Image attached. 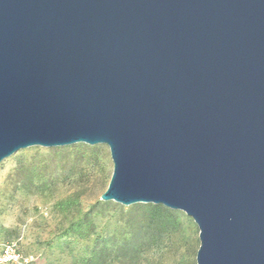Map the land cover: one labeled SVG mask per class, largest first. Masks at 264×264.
<instances>
[{"label": "water", "instance_id": "95a60500", "mask_svg": "<svg viewBox=\"0 0 264 264\" xmlns=\"http://www.w3.org/2000/svg\"><path fill=\"white\" fill-rule=\"evenodd\" d=\"M80 142L101 200L192 218L196 264H264V0H0V162Z\"/></svg>", "mask_w": 264, "mask_h": 264}, {"label": "rangeland", "instance_id": "374dc122", "mask_svg": "<svg viewBox=\"0 0 264 264\" xmlns=\"http://www.w3.org/2000/svg\"><path fill=\"white\" fill-rule=\"evenodd\" d=\"M112 170L102 143L35 145L4 158L0 264H196L198 228L183 211L167 208L180 218L171 224L150 207L161 204L100 199ZM82 218L88 233L71 227Z\"/></svg>", "mask_w": 264, "mask_h": 264}, {"label": "trees", "instance_id": "16d2710c", "mask_svg": "<svg viewBox=\"0 0 264 264\" xmlns=\"http://www.w3.org/2000/svg\"><path fill=\"white\" fill-rule=\"evenodd\" d=\"M150 207H152L156 211H159L161 215L163 214L164 218L168 222H170L171 224H173V223H177L178 224L180 222V218L178 216H176L174 213H172L169 209L164 208L161 205H150ZM71 227H74V228L79 229V230L83 229V231H85L87 233L89 232V230L87 228L86 220L84 218L72 221L71 222Z\"/></svg>", "mask_w": 264, "mask_h": 264}]
</instances>
